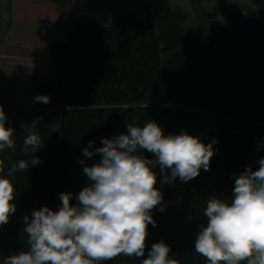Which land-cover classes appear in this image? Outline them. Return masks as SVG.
I'll return each mask as SVG.
<instances>
[{
    "label": "trees",
    "instance_id": "obj_1",
    "mask_svg": "<svg viewBox=\"0 0 264 264\" xmlns=\"http://www.w3.org/2000/svg\"><path fill=\"white\" fill-rule=\"evenodd\" d=\"M156 1V14L127 13L114 26L104 24L101 0L87 1L64 21L68 40L51 44V78L29 74L21 80L25 86L18 80L0 86V105L15 129L16 144L15 152L0 154V176H7L16 161L28 162L27 169L8 177L17 211L0 226V264L28 250L25 215L43 206L58 210L60 193H72L71 203H77L76 195L88 183L79 161L92 166L101 158L99 153L83 157L89 142L94 150L103 146V138L127 134L128 124L142 127L149 120L165 135L186 130L205 144L216 140L210 169L188 182L177 178L164 184L159 165L154 166L163 201L152 210L156 224L148 225L145 257L120 255L98 264H140L160 241L179 264H207L194 249L195 236L206 226L207 202L215 197L230 203L233 174L247 166L257 169L264 158V0L229 8L231 20L221 26L204 0H189L201 17L199 27L190 25L189 11ZM38 95L50 102L34 103ZM34 120L43 144L26 154L23 140L32 132L22 126ZM140 154L154 159L146 150ZM35 155L41 162L32 166Z\"/></svg>",
    "mask_w": 264,
    "mask_h": 264
},
{
    "label": "clouds",
    "instance_id": "obj_2",
    "mask_svg": "<svg viewBox=\"0 0 264 264\" xmlns=\"http://www.w3.org/2000/svg\"><path fill=\"white\" fill-rule=\"evenodd\" d=\"M33 102L48 104L50 97L38 95ZM7 121L0 105V154L5 149L16 151L15 129ZM38 123L33 121L22 128L35 129ZM215 143L205 144L186 130L165 135L153 120L142 127L128 124L127 134L103 138V146L94 150L93 142H89L82 150L83 157L90 159L99 153L101 158L92 166L79 161L88 183L76 195L77 203H71L72 193H60L58 210L43 206L33 210L31 217L25 215L23 232L28 250L8 255L3 264H98L120 255L145 257L148 225L156 224L152 210L163 201L153 167L159 165L164 184H172L177 178L188 182L202 169H210ZM42 144L41 137L32 132L24 138L21 151L36 153ZM141 150L154 159L141 155ZM40 162L35 155L31 165ZM258 165L255 170L247 166L233 174L230 203L215 197L207 202L203 212L206 226L194 239L195 252L207 264H264V158ZM27 168L28 162L21 159L12 164L7 176H0V226L8 224L17 211L15 189L8 177ZM159 211L164 212V207ZM170 253L165 242L154 243L140 264H179L169 258Z\"/></svg>",
    "mask_w": 264,
    "mask_h": 264
},
{
    "label": "rangeland",
    "instance_id": "obj_3",
    "mask_svg": "<svg viewBox=\"0 0 264 264\" xmlns=\"http://www.w3.org/2000/svg\"><path fill=\"white\" fill-rule=\"evenodd\" d=\"M10 3V7H6L5 11L11 10L8 15L7 12L0 13V63L2 54L5 52H13L14 50L25 49L28 47H35L42 42H65L68 40V24L64 21L70 17L71 10L82 7L90 0H70L68 5L56 6L57 8L47 10L45 4L41 0H6ZM174 7H179L189 11L190 25L198 26L201 17L195 15L191 8L189 0H167ZM103 22L106 25L114 26L117 24L118 17L127 13L136 12L140 17L144 18L147 15H154L157 13L158 6L156 0H101ZM249 0H204L205 6L209 9L212 19L216 25H227L231 17L229 8L238 9L247 4ZM19 6L18 9H16ZM64 18L63 21L57 23L55 20ZM5 20L6 23L2 22ZM4 41V42H3ZM15 48V49H14ZM15 55V65L11 68H18L22 71L17 77L19 79L26 78L27 74L47 75L51 78L54 73V65L51 58V66L46 65L45 62L34 63V61H25L22 58L26 57L23 53L18 52ZM16 66V67H15ZM10 66L4 67L3 72H0V86L7 88L10 82L15 80L16 73H9ZM11 74V75H9ZM18 85L25 86L21 81H17ZM33 83L27 81V84ZM24 84V85H23ZM23 104L19 109H23ZM35 121V120H34ZM29 132H36L37 128L30 129L25 127Z\"/></svg>",
    "mask_w": 264,
    "mask_h": 264
},
{
    "label": "crops",
    "instance_id": "obj_4",
    "mask_svg": "<svg viewBox=\"0 0 264 264\" xmlns=\"http://www.w3.org/2000/svg\"><path fill=\"white\" fill-rule=\"evenodd\" d=\"M41 3L42 4H45L46 7L48 8L47 10H52V9H55L57 8L56 6H63V5H58V4H54L52 2H50L49 0H41ZM6 7H10V3L6 0H0V13L2 12L3 14H5L7 12V15H8V10H9V13H11V10L7 8V10L5 11V8ZM18 9L19 6H16ZM64 18H60L57 20H55L57 23L63 21ZM2 22H4V24L6 23V21L3 19ZM4 42V41H3ZM43 44H39L38 46H35V47H28L25 45V49H19L18 50H14L12 53L11 52H5L2 54V58H1V63H0V72H3L5 70L4 67H7V66H10V70L9 73H16L14 75H11V76H14L16 79L15 80H22V79H19L17 76L19 74L17 73H20L22 71H20L18 68H11L13 65H15V55H17L16 53L18 52H21L23 53L26 57L22 58L23 60L25 61H34V63H37L39 61L40 62H45L46 65H49L51 66V52H50V47H51V44H54L52 42H42ZM15 49V48H14ZM16 67V66H15ZM29 74H27V77H28Z\"/></svg>",
    "mask_w": 264,
    "mask_h": 264
}]
</instances>
